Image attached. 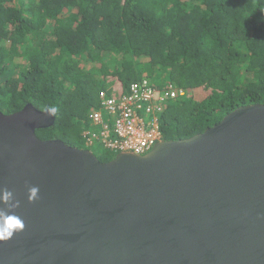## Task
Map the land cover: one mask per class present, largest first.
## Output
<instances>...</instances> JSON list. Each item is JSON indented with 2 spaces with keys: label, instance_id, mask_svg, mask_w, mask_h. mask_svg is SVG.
<instances>
[{
  "label": "water",
  "instance_id": "95a60500",
  "mask_svg": "<svg viewBox=\"0 0 264 264\" xmlns=\"http://www.w3.org/2000/svg\"><path fill=\"white\" fill-rule=\"evenodd\" d=\"M50 112L0 110V193L26 225L0 264H264V103L108 161L40 138Z\"/></svg>",
  "mask_w": 264,
  "mask_h": 264
},
{
  "label": "trees",
  "instance_id": "16d2710c",
  "mask_svg": "<svg viewBox=\"0 0 264 264\" xmlns=\"http://www.w3.org/2000/svg\"><path fill=\"white\" fill-rule=\"evenodd\" d=\"M144 71L191 94L162 114L164 139L264 103V0H0V110L55 108L40 138L85 147L99 89Z\"/></svg>",
  "mask_w": 264,
  "mask_h": 264
},
{
  "label": "built area",
  "instance_id": "2783aa9c",
  "mask_svg": "<svg viewBox=\"0 0 264 264\" xmlns=\"http://www.w3.org/2000/svg\"><path fill=\"white\" fill-rule=\"evenodd\" d=\"M191 94L173 82L153 83L143 77L123 90L101 88L97 106L83 131L86 148L98 141L106 151L145 154L164 139L161 116L171 101Z\"/></svg>",
  "mask_w": 264,
  "mask_h": 264
},
{
  "label": "clouds",
  "instance_id": "9594fccd",
  "mask_svg": "<svg viewBox=\"0 0 264 264\" xmlns=\"http://www.w3.org/2000/svg\"><path fill=\"white\" fill-rule=\"evenodd\" d=\"M56 112L55 108L51 109L50 114ZM86 148V147H85ZM40 189L38 186L28 188L29 202H35L40 198ZM0 203L6 206V209L0 208V241L10 240L14 234L22 232L25 229L24 219L15 214L14 209L19 207V201L14 199V193L7 189L0 193Z\"/></svg>",
  "mask_w": 264,
  "mask_h": 264
},
{
  "label": "rangeland",
  "instance_id": "374dc122",
  "mask_svg": "<svg viewBox=\"0 0 264 264\" xmlns=\"http://www.w3.org/2000/svg\"><path fill=\"white\" fill-rule=\"evenodd\" d=\"M148 74L147 71L143 72V77H146ZM86 145V144H85ZM86 147V146H85ZM88 149L92 150L93 152H95V154L100 157L101 155H104L106 152L105 147L103 146V144L101 142L96 141L93 146H90ZM115 156V154H113Z\"/></svg>",
  "mask_w": 264,
  "mask_h": 264
}]
</instances>
